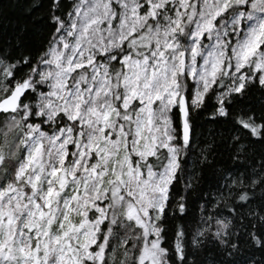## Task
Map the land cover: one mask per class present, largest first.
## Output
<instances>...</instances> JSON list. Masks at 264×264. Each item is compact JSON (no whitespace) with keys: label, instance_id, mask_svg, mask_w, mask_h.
Wrapping results in <instances>:
<instances>
[{"label":"rangeland","instance_id":"obj_1","mask_svg":"<svg viewBox=\"0 0 264 264\" xmlns=\"http://www.w3.org/2000/svg\"><path fill=\"white\" fill-rule=\"evenodd\" d=\"M191 2L76 0L67 29L46 57L41 74L48 90L37 109L46 123L64 114L78 129L65 126L47 134L30 127L31 147L20 176L32 193L21 228L10 236L8 228L19 215L2 209L0 199V264H33L40 254L45 264H80L77 253L96 241L98 229L88 209L107 212L118 183L136 189L146 212L162 209L176 165L171 111L182 92L179 74L186 73L202 95L223 72L232 81L228 65L235 67L237 53L241 63H250L264 45V0H200L184 40L181 27ZM142 34L141 45L149 49L122 59L118 104L122 111L133 109L129 135L117 118L109 64L119 48ZM77 148L80 171L71 164L63 171L66 157ZM160 150L169 156L165 168L141 177L142 161ZM81 206L84 215L78 214ZM26 227L31 233L25 235Z\"/></svg>","mask_w":264,"mask_h":264},{"label":"snow or ice","instance_id":"obj_2","mask_svg":"<svg viewBox=\"0 0 264 264\" xmlns=\"http://www.w3.org/2000/svg\"><path fill=\"white\" fill-rule=\"evenodd\" d=\"M26 2L28 7L24 14L28 16L46 5L49 7L50 18H38L51 25V34L45 39L44 25L33 27L31 32L27 27H21L16 32L19 21L6 11L5 0H0V53L8 54L10 49L3 45H11L14 36L17 47H20L23 38L28 46L40 48L36 58L40 60L50 50L53 38L58 37L62 30L57 5L65 0ZM17 6H22L20 0H12L10 10L15 12ZM9 29L12 30L11 34L4 39ZM236 55L235 67L228 65L232 75L230 84L221 83L217 78L202 95L195 92L193 87H189L185 93L187 140L185 116L179 103L172 110L174 143L184 148L185 152L183 156L176 157V173L168 186L164 207L149 212L150 216L155 217L157 230L149 236L150 244L142 242L139 251L133 252V264H196L197 252L202 254L201 264H264L261 255H245L246 250L252 252V249L264 252V151L258 155L247 151L257 144L264 146V100L257 108L236 103L248 95L252 86L264 91V45L250 63H241L239 54ZM22 65L35 67L28 56L23 58ZM214 90L215 104L205 119L220 127L218 135H228L226 144H217L211 136L201 142L193 118L194 112L206 107L209 93ZM30 94L31 91L25 93L24 99ZM197 104L201 105L200 109H197ZM225 150L230 153V166L211 169L215 157L210 154L215 152L219 155ZM206 166L212 170V176L202 184ZM197 191L199 198L193 205L191 193ZM210 239L218 251L214 252L208 247L205 253ZM149 246L153 248L154 255L142 261L144 248ZM129 247L136 249L137 245L132 241L125 242V251ZM111 251L112 248H105L106 253ZM100 264L105 262L101 261Z\"/></svg>","mask_w":264,"mask_h":264},{"label":"trees","instance_id":"obj_3","mask_svg":"<svg viewBox=\"0 0 264 264\" xmlns=\"http://www.w3.org/2000/svg\"><path fill=\"white\" fill-rule=\"evenodd\" d=\"M200 0H192L191 6L186 12L185 19L182 22L181 30L183 31V39H186V36L190 33L192 26L195 22L196 10L199 6ZM254 1V0H249ZM33 2L39 3L40 0H33ZM76 0H65L63 4H58L57 8L59 9V15L61 17V31L58 37H54L52 40V46L60 37V35L67 29L69 19L73 14L75 9ZM6 11L9 12V15L14 19L18 20L19 24L16 27L15 31L19 32L21 27H27L28 31L31 32L33 27H40L44 25V37L45 39L49 34H51L52 28L50 24L46 23V20H40L38 17L43 16L45 18L49 17V7L46 5L43 8L37 9L31 13L30 16L25 15V9L28 7L26 0H20V5L17 6L15 12H12V0H5ZM147 6L144 8L146 10ZM66 13V15H65ZM35 19V24L33 20ZM180 30V32H181ZM11 29L5 34L4 39H7L11 34ZM146 35L142 34L139 38H133L135 43H130L123 45L115 52V59L109 64V73L112 78V84L114 89V96L118 105L117 118L120 122L123 123L126 132L130 135L129 129L131 130V122L134 117L133 109L130 108L127 111H122L120 109L121 98V78L123 75V63L122 59L128 54L132 53H142L149 49L141 45L142 39H145ZM141 39V40H140ZM140 40V41H139ZM146 41V39H145ZM140 44V45H139ZM5 48L10 49L8 54L0 53V103L6 101L9 97L13 95H18L17 105L18 108L13 109L12 111L8 110L0 111V199L2 204V209L7 211H12L13 214L19 215L18 221L15 223V226L10 225L8 228V236L11 233H16L21 228L22 218L25 216L26 209V199L32 193V188L30 185L25 184L23 178L20 176L22 169L25 165L26 152L31 143L28 142V137L32 133L30 132V127L38 126L42 131L51 133L52 131L59 130L65 126H71L74 130H77V124L71 122L64 114L58 115L52 123H46L45 117L38 114L37 105L39 98L42 94L46 93L47 83L42 79V72L46 57L49 53L45 52L44 57L40 60L36 58L39 56L41 49L38 47H30L24 43L23 38H21L20 47L16 46V39L12 37L11 45H3ZM25 56L31 57L32 62L35 63V67L23 66V58ZM11 78V79H10ZM179 83L182 86L181 95L187 92L189 87L194 86V82L187 76L185 73H180L178 76ZM219 81L224 84H230L231 77L230 74H225L224 72L219 77ZM211 88V87H210ZM31 91V94L28 95L27 99H24L25 93ZM215 91L209 93V96L206 100V107L200 111H196L193 114V118L196 123L197 135L202 142L206 137H214L217 144H226L228 141V135L220 136L217 133L221 130L218 125L211 124V121H207L205 116L208 111L215 104ZM264 100V91H260L257 87L252 86L249 89L248 95L243 99H238L237 104L241 105H251L253 108H257L261 101ZM23 105V106H22ZM201 105L197 104V109H200ZM17 110V111H16ZM172 113V111H171ZM171 120L173 122V117L171 115ZM211 130V131H210ZM45 142V141H44ZM177 146V145H176ZM49 146H45L47 149ZM177 148V155L183 156L185 149L181 147ZM73 150V148H71ZM199 151V149H197ZM248 152H255L257 155L264 151V146L259 144L247 149ZM73 155V156H72ZM215 157V161L211 166V169L215 167H228L229 165V156L230 153L225 150L222 154H217L215 152L210 154ZM79 149L77 151L74 149L73 154H69L63 164V171H68L69 164L73 165L78 172L81 169L82 163L77 164L79 161ZM177 157V156H176ZM138 158L137 154H133L132 159ZM169 156L166 150H160L156 156H148L138 168V174L143 177L149 169L154 171H161L165 168ZM176 160V159H175ZM206 166L205 175L201 180V183H206L207 179L211 178L212 170ZM176 173H173L172 179L169 185L172 183V180ZM120 183L113 186L110 196V205L107 212L100 214L98 210L88 209V217L91 224L95 227L97 225L98 229L96 230V241L85 249H81L77 253V260L80 264H100L101 261H104L105 264H133L134 256L133 252L139 251V246L142 242H148L150 244L149 236L157 230L155 224V217L150 216L149 212H146L144 207L146 206L143 200L138 195L136 189L131 187L130 189L127 186H119ZM183 184V180H181ZM168 185V186H169ZM117 187H120V190H116ZM24 193V200L20 199L18 194ZM168 188L165 195V200H167ZM199 198V192L191 193V201L193 205L196 200ZM84 206H81L78 210V214H83ZM164 207V202L162 208ZM195 211V208H193ZM144 213V214H143ZM30 225V224H27ZM26 225V226H27ZM18 229V230H17ZM31 233L29 228H25L26 233ZM7 236V238H8ZM139 237V239H137ZM132 241L137 245L136 249L131 247L125 251L124 244L125 242ZM70 244L73 247L79 248L73 243L71 239ZM95 246V251L93 250ZM112 248L113 251L105 252V248ZM208 247L212 248V251L217 252L218 249L215 248L214 241L211 239L208 241L207 246L205 247V253L208 250ZM73 252L74 248L71 247ZM89 248V249H88ZM261 255L264 257V252H257L255 249H252V252L245 251V255ZM41 255V254H40ZM33 257V264H45V261L42 257ZM154 255L153 248L151 246L144 248L143 256L141 257L142 261L150 256ZM201 253H196V264H201ZM71 256H74L73 253ZM53 258L50 257L49 261ZM107 258V259H105Z\"/></svg>","mask_w":264,"mask_h":264},{"label":"water","instance_id":"obj_4","mask_svg":"<svg viewBox=\"0 0 264 264\" xmlns=\"http://www.w3.org/2000/svg\"><path fill=\"white\" fill-rule=\"evenodd\" d=\"M185 95H181L178 103L180 105L181 111L184 113L185 116V140H187V132H188V124H187V116H188V110H187V105L185 102ZM17 98L18 95H13L11 97H9L6 101H3L0 103V108H2L5 112H7L8 110H13V107L16 106L17 103ZM7 104V105H6Z\"/></svg>","mask_w":264,"mask_h":264},{"label":"bare ground","instance_id":"obj_5","mask_svg":"<svg viewBox=\"0 0 264 264\" xmlns=\"http://www.w3.org/2000/svg\"><path fill=\"white\" fill-rule=\"evenodd\" d=\"M81 73V72H80Z\"/></svg>","mask_w":264,"mask_h":264}]
</instances>
